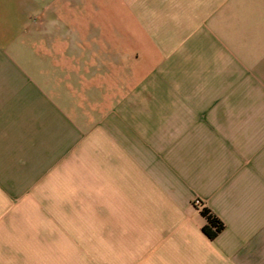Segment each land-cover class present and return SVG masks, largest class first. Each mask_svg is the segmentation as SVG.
<instances>
[{"label":"crops","instance_id":"0c3cea01","mask_svg":"<svg viewBox=\"0 0 264 264\" xmlns=\"http://www.w3.org/2000/svg\"><path fill=\"white\" fill-rule=\"evenodd\" d=\"M0 264H264V0H0Z\"/></svg>","mask_w":264,"mask_h":264},{"label":"trees","instance_id":"16d2710c","mask_svg":"<svg viewBox=\"0 0 264 264\" xmlns=\"http://www.w3.org/2000/svg\"><path fill=\"white\" fill-rule=\"evenodd\" d=\"M196 205L200 208V215L206 221L202 227V233L210 240L215 239L224 230V225L200 202L196 203Z\"/></svg>","mask_w":264,"mask_h":264},{"label":"built area","instance_id":"2783aa9c","mask_svg":"<svg viewBox=\"0 0 264 264\" xmlns=\"http://www.w3.org/2000/svg\"><path fill=\"white\" fill-rule=\"evenodd\" d=\"M196 203H198V202H196Z\"/></svg>","mask_w":264,"mask_h":264}]
</instances>
